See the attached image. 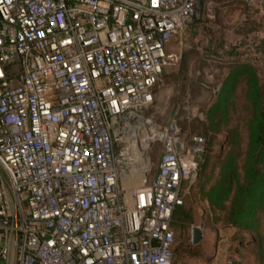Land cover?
<instances>
[{"label":"built area","instance_id":"built-area-1","mask_svg":"<svg viewBox=\"0 0 264 264\" xmlns=\"http://www.w3.org/2000/svg\"><path fill=\"white\" fill-rule=\"evenodd\" d=\"M205 14L210 0H0V264H173L207 140L147 110Z\"/></svg>","mask_w":264,"mask_h":264},{"label":"rangeland","instance_id":"rangeland-1","mask_svg":"<svg viewBox=\"0 0 264 264\" xmlns=\"http://www.w3.org/2000/svg\"><path fill=\"white\" fill-rule=\"evenodd\" d=\"M210 1L212 14L195 21L178 38L182 41L171 43L177 61L165 65L154 89V103L147 110L161 126L175 121L188 137L206 138L208 183L218 173L217 159L228 149L227 129L238 130L240 152L244 154L248 147L250 110L246 82L238 85L231 98L227 126L222 123L221 130L215 132L207 115L233 64V58H229L231 52L256 66L264 81V0ZM160 153L157 144L152 152L153 172L158 168ZM183 193L182 205L191 210L193 222L185 231L173 226V264H260L255 233L239 235L236 228L226 223L224 211L211 209L200 191L199 176L184 186ZM261 216L260 234L264 244V213ZM195 227L203 233L198 242H194Z\"/></svg>","mask_w":264,"mask_h":264},{"label":"trees","instance_id":"trees-1","mask_svg":"<svg viewBox=\"0 0 264 264\" xmlns=\"http://www.w3.org/2000/svg\"><path fill=\"white\" fill-rule=\"evenodd\" d=\"M237 55L231 52L229 58H233V64L207 115L211 119L212 129L219 132L222 123L227 124L230 101L238 85L246 82L250 110L248 147L244 154L240 152L238 130L227 129L228 149L217 159V175L208 183L205 173L207 156L204 153L197 177L200 179V191L213 211H224L226 223L236 228L239 235L255 233L260 264H264V244L260 234L261 214L264 213V81L256 66L250 61L240 60ZM242 155L245 156L241 158ZM204 177L207 178L204 180ZM192 222L190 209L184 205L174 209L172 227L175 225L185 231Z\"/></svg>","mask_w":264,"mask_h":264},{"label":"water","instance_id":"water-1","mask_svg":"<svg viewBox=\"0 0 264 264\" xmlns=\"http://www.w3.org/2000/svg\"><path fill=\"white\" fill-rule=\"evenodd\" d=\"M175 144H176V147H177L178 150H182V146H181V144H180L178 139L175 140ZM143 145L145 147L148 146L147 143H145V142H143ZM202 236H203V233H202L201 229H199L198 227H195L194 230H193L194 242L200 241Z\"/></svg>","mask_w":264,"mask_h":264},{"label":"bare ground","instance_id":"bare-ground-1","mask_svg":"<svg viewBox=\"0 0 264 264\" xmlns=\"http://www.w3.org/2000/svg\"><path fill=\"white\" fill-rule=\"evenodd\" d=\"M133 182H135V181H133Z\"/></svg>","mask_w":264,"mask_h":264}]
</instances>
